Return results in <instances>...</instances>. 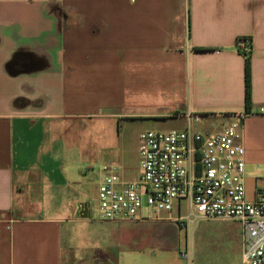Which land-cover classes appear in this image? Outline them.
<instances>
[{
	"label": "crops",
	"instance_id": "crops-1",
	"mask_svg": "<svg viewBox=\"0 0 264 264\" xmlns=\"http://www.w3.org/2000/svg\"><path fill=\"white\" fill-rule=\"evenodd\" d=\"M242 37L253 47L251 113ZM262 108L264 0H0V264L98 260L91 209L76 188L81 169L63 157L68 132L71 145L98 143L101 133L122 158L111 164L134 180L124 151L133 139L140 147L135 125L185 128L192 113L220 130L246 115L247 192L258 199ZM74 118L95 121L75 126ZM120 124L123 136L115 138ZM177 214L160 217L175 221ZM230 250V264H243V231Z\"/></svg>",
	"mask_w": 264,
	"mask_h": 264
},
{
	"label": "built area",
	"instance_id": "built-area-1",
	"mask_svg": "<svg viewBox=\"0 0 264 264\" xmlns=\"http://www.w3.org/2000/svg\"><path fill=\"white\" fill-rule=\"evenodd\" d=\"M238 44L246 56L252 54L249 37L239 38ZM185 116L184 129L141 133L137 179L122 178L117 164L103 165L99 219L134 222L177 211L170 219L190 226L198 218H234L243 228V264H264V198L250 199L246 184L241 131L246 115L217 131L198 130L200 114ZM184 202L187 213H182Z\"/></svg>",
	"mask_w": 264,
	"mask_h": 264
},
{
	"label": "rangeland",
	"instance_id": "rangeland-1",
	"mask_svg": "<svg viewBox=\"0 0 264 264\" xmlns=\"http://www.w3.org/2000/svg\"><path fill=\"white\" fill-rule=\"evenodd\" d=\"M75 126H86L94 123L90 118L72 119ZM201 123V122H200ZM197 124L198 130L213 129L211 126ZM174 128L184 129L182 126ZM147 129L170 130L164 127H138L135 125L132 134L139 135ZM122 133V124L115 128V138ZM76 134H74L75 136ZM71 134H66L67 144L63 151V157L81 169V199L89 204L91 217L90 223L93 232L91 242L99 247V258L94 264H230L234 252L230 250L234 240L238 243V237L243 231L242 225L237 219L222 217H204L194 220L188 225L177 221L154 218L138 220L134 222H112L99 219L100 197L99 186L101 182L102 167L105 164L117 163L120 165L121 157L117 147L107 148L103 135L99 134V142L93 140L82 143L73 139ZM135 138V137H134ZM122 140V139H121ZM119 144L120 140L115 139ZM139 144L135 139L128 142L124 151V159L129 165V175L137 177L141 173L139 166ZM187 202H184L182 213H187ZM86 230L84 229V232ZM232 235L225 237L227 232ZM84 234V233H83ZM86 234V233H85ZM84 234V237H85ZM86 239V238H85ZM85 241V240H84ZM83 241V243H85ZM89 241V240H88ZM90 242V241H89ZM103 253L109 254L106 261ZM184 253L187 254L184 257ZM190 262V263H189ZM241 264V263H240Z\"/></svg>",
	"mask_w": 264,
	"mask_h": 264
},
{
	"label": "trees",
	"instance_id": "trees-1",
	"mask_svg": "<svg viewBox=\"0 0 264 264\" xmlns=\"http://www.w3.org/2000/svg\"><path fill=\"white\" fill-rule=\"evenodd\" d=\"M251 55L246 59L245 67V79H246V88H245V104H246V113H251L252 107V69H251Z\"/></svg>",
	"mask_w": 264,
	"mask_h": 264
},
{
	"label": "water",
	"instance_id": "water-1",
	"mask_svg": "<svg viewBox=\"0 0 264 264\" xmlns=\"http://www.w3.org/2000/svg\"><path fill=\"white\" fill-rule=\"evenodd\" d=\"M80 209H81L82 216L84 217L88 216V204L80 205Z\"/></svg>",
	"mask_w": 264,
	"mask_h": 264
}]
</instances>
